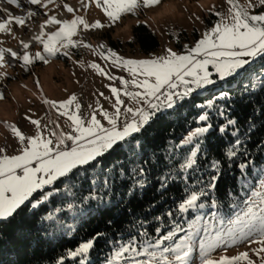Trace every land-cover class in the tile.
Returning <instances> with one entry per match:
<instances>
[{
    "label": "snow or ice",
    "instance_id": "1",
    "mask_svg": "<svg viewBox=\"0 0 264 264\" xmlns=\"http://www.w3.org/2000/svg\"><path fill=\"white\" fill-rule=\"evenodd\" d=\"M227 2L230 5L229 15L226 17L216 12L219 20L203 33L202 38L193 47H188L186 53H178L169 48L165 55L153 58L124 59L111 49H107L106 53L99 52V55L105 59L110 58L115 67H121L131 77L125 79L108 76L111 80L119 79L122 85V88L113 86L110 89L115 97L112 103L114 111L109 112L97 101V106L90 117H84L80 114V103L72 96L59 105L50 100L44 101L60 115L67 117L70 121V132L53 129L48 135L41 131L35 136H25L15 125H8L19 138L22 148L19 154L15 155H8L4 148H0V232L5 224H14L18 217H23L27 212H32L34 216L36 210L59 192L58 184L78 175L81 169L86 171L88 168H96L106 155L121 150L131 142L146 143L147 137L151 135L153 122L173 114L182 103L187 102L188 98L198 91L206 90L218 83H226L230 78L246 72L255 59H264V10L258 14H250L249 9L256 6L253 0H247L245 5H241L238 0ZM55 3L56 0L20 2L0 0V12L7 16L0 20L2 34L12 33L10 25L13 22L19 27H24L27 20L37 15L42 14L46 17L40 24V33L33 36L32 40L39 42L43 46V52L47 54V56L40 52L30 54V42L21 40L22 51L0 47V68L19 61L23 62V67H27L35 60L48 63V57H55L59 52L69 56L70 48L91 47L83 41H73L72 37L80 30L102 29L105 25L99 20L89 23L84 16L76 14V10L67 3H64L63 7L67 13L72 14L71 19L58 18L55 14L49 15V5ZM95 3L98 8L103 9L111 26L123 13H134L137 8H154L160 6L163 0H95ZM256 3L264 6V0H256ZM4 4L15 5L18 9L22 4H27L36 6V9H27L26 16L22 18L19 15L13 16L4 8ZM209 66L214 69L216 78ZM91 67L100 71L102 75H108L99 65L93 64ZM129 86L134 90L130 91ZM228 95L226 91H221L219 98L226 100ZM122 96L130 98L136 106H126ZM0 99H3L2 93ZM214 104L215 102L210 100L207 104L197 105L202 111L198 120L203 123L190 130L180 141L181 144L193 145L195 140L194 147L190 149L191 155L179 166L183 172H187L188 169L197 171L199 168L198 153L202 155L206 151L207 138L214 130L208 111L214 108ZM217 111L220 116L226 114L225 110ZM97 114L101 119L97 118ZM102 120L106 121L107 125L102 123ZM31 123L37 129L40 128L39 120H31ZM230 127L231 134L236 136V140L227 151L229 159L236 157L242 147L237 135L238 121L228 117L222 126L215 129L223 134ZM254 127V124L249 123L248 131ZM141 147H144V144H141ZM246 166L243 163L239 165L241 169ZM210 167L215 169V173L208 174L206 184L197 180V183L201 184L198 190H191L187 184L185 185L186 195L177 206L180 213H188L190 209L218 208L216 200H211L210 204L198 203L202 197H209L210 191L217 188L221 172L220 161L213 159ZM132 171L134 175L138 173L142 178L137 179L126 193L130 198L137 192L142 193L148 182L142 167L137 166ZM170 179L175 180L176 177L161 176L160 188L166 189ZM104 183L106 187L109 186L107 180ZM252 196L255 199L246 195L241 202L233 203V208H239L240 203L244 207L236 214L234 220L227 222L226 226L219 227L208 222L200 230L196 223L192 222L189 224L190 231L179 238L177 233L184 232V228L175 220L170 221L173 225L170 231L158 236L150 235L141 222L139 227L143 230H138V235L142 239L130 236L126 240L113 242V250L106 258L105 264H191L190 258L197 249L200 264H257L248 251H241L231 257L221 255L218 259L211 255L217 246H227L236 241H240L241 244L257 245L252 251L259 257V264H264V182L261 189L255 191ZM92 199L103 201V197L93 196ZM97 208L103 210L99 203ZM103 208H108V205L104 204ZM167 215L173 217L174 213L169 211ZM212 216L217 217V213L213 212ZM47 218L52 219L51 216ZM155 219L161 220V217L157 216ZM224 223L223 220H219L220 225ZM160 231V227L155 229L156 233ZM106 236L107 234L103 232L96 233L75 249L67 250L65 257L72 260L79 258L78 264H89V253L94 250L96 239ZM65 257H61L57 264H64Z\"/></svg>",
    "mask_w": 264,
    "mask_h": 264
},
{
    "label": "trees",
    "instance_id": "2",
    "mask_svg": "<svg viewBox=\"0 0 264 264\" xmlns=\"http://www.w3.org/2000/svg\"><path fill=\"white\" fill-rule=\"evenodd\" d=\"M133 29L134 39L142 51L150 52L159 46L157 34L147 25L140 23ZM253 72H256L255 80L260 82L256 89L245 84L252 81L248 76ZM221 91L229 94L226 100L219 98ZM210 100L215 102L214 108L208 110L214 130L207 138L206 151L202 155L198 153V170L183 172L179 166L191 155L195 140L193 145L181 144L180 141L190 130L202 125L203 122L198 120L202 111L197 105ZM217 109L225 110L226 114L220 116ZM228 117L238 121L237 135L242 143L237 156L231 159L227 158V151L236 140V136L231 134L232 128L223 134L215 130ZM249 123L255 125L251 131H248ZM150 131L146 143L131 142L106 155L96 168L81 169L78 175L58 184L59 192L36 210L34 216L27 212L14 224H5L0 232V264H57L67 250L75 249L98 232L107 236L96 239L94 250L89 253V264H105L113 250V242L130 236L142 239L138 235V230H143L139 227L141 222L152 236L170 230L172 220L185 222V216L177 208L186 195L185 185L198 190L201 184L197 180L206 184L208 174L215 173V169L210 167L213 159L221 164L217 188L199 202L210 204L211 200H216V210L225 220L235 215L244 205L240 203L239 208H233V203L241 202L246 195L250 197L264 176V59H255L246 72L226 83L197 92L170 116L156 119ZM241 163L247 166L241 169ZM137 166L145 170L148 182L142 193L137 192L130 198L126 193L137 179L142 178L138 173L133 174L132 170ZM161 176H175L176 179H170L168 187L161 189ZM105 180L109 182L107 187ZM93 196L103 197V201L92 199ZM98 203L103 210H98ZM69 204L80 208L74 218L79 220L76 229L71 235L51 236L54 222L49 221L46 215L59 208V216L70 218V209L66 208ZM104 204L108 208H103ZM169 211L174 213L173 217H168ZM187 214L190 217L194 212ZM157 216L161 220H156ZM157 227L161 228L160 233L155 232ZM78 260L65 257L64 264H78Z\"/></svg>",
    "mask_w": 264,
    "mask_h": 264
},
{
    "label": "rangeland",
    "instance_id": "3",
    "mask_svg": "<svg viewBox=\"0 0 264 264\" xmlns=\"http://www.w3.org/2000/svg\"><path fill=\"white\" fill-rule=\"evenodd\" d=\"M238 2L245 5L247 0H238ZM64 3L72 6L76 10V14L84 16L89 23L99 20L105 27L87 31L80 30L77 35L72 37L73 41H83L84 44L91 45V47L70 48L68 49L69 56H64L62 52H59L55 57H48V63L35 60L27 67H23V62L19 61L13 62L8 67L0 68V93L3 94V99H0V148H4L8 155L19 154L22 148L19 138L8 127L10 124L15 125L25 136H35L41 131L44 135H48L49 131L53 129L62 130L65 133L71 131L70 121L67 117L60 115L56 109L45 103V100L53 101L59 105V103L75 96L81 105L80 114L84 117H90L93 109L97 106V101L109 112L114 111L112 103H114L115 97L110 89L113 86L122 88V85L119 79L111 80L108 76L125 79H131V77L121 67H115L110 58L105 59L99 55V52L106 53L107 49H111L124 59L153 58L165 55L169 48L178 53H186L187 48L193 47L202 38L203 33L219 20L215 13L219 12L227 17L230 8L227 0H163L160 6L154 8H137L134 13H123L115 24L109 26L110 22L107 16L102 8L96 6L95 0H56L55 4L49 5V15L55 14L58 18L71 19L72 14L67 13L64 9ZM253 3L256 6L249 9L250 14H258L264 10V6L257 4L256 0H253ZM31 6L23 4L19 9L10 10V5L4 4V8H7L13 16L19 15L22 18L26 16L27 9H36V6ZM20 9L22 10L20 11ZM4 18H7L6 14L0 12V20ZM45 19L44 15H37L27 20L24 27H19L13 22L10 25L11 34L0 33V42H2L0 47L12 49L17 47L22 39L28 38L33 31L40 28V24ZM140 23L147 25L159 39V46L150 52L142 51L139 43L134 39L133 28ZM54 30L46 29V31ZM29 52L33 55L40 52L47 56L39 42H36ZM93 64L99 65L100 69L108 75H102L100 71L91 67ZM209 67L216 78L214 69ZM255 75L256 72L249 73L248 78L250 77L252 81L249 80L245 83L251 85L253 89H256L260 83L255 80ZM129 90L134 89L129 86ZM100 93L104 95L101 96ZM105 97L110 99H105ZM121 98L124 99L126 106H136L130 98L126 96ZM97 118L101 119L99 114H97ZM31 120H39L40 128L37 129ZM102 123L107 125L106 121L102 120ZM262 182H264V176L256 185L253 193L261 189ZM252 194L250 197L255 199ZM198 203L200 202L198 201ZM66 208L70 209V218L59 216V208L46 215L47 217L51 216L52 219L48 220L54 222L50 230V235L53 237L63 234L71 235L79 223V220L74 218L78 216L80 208L77 209L72 204ZM190 211L194 212L192 216L189 217L187 213H183L185 222H178L184 228V232L177 233V238L190 231L189 224L192 222H195L200 230L208 222L224 227L229 220H234L238 213L236 212L231 218L225 220L216 208L206 207L203 210L190 209ZM213 212L217 213V217L212 216ZM219 220H223L224 225H220ZM255 247L257 245L252 243L241 244L240 241H236L227 246H217L211 255L214 259H218L221 255L231 257L237 255L240 250H248L250 257L259 264V257L252 251ZM197 254H199L198 249L190 258L191 264H200L199 257H196Z\"/></svg>",
    "mask_w": 264,
    "mask_h": 264
},
{
    "label": "bare ground",
    "instance_id": "4",
    "mask_svg": "<svg viewBox=\"0 0 264 264\" xmlns=\"http://www.w3.org/2000/svg\"><path fill=\"white\" fill-rule=\"evenodd\" d=\"M18 2H20V1H18ZM23 5V4H22ZM29 6V5H28ZM33 6V5H32ZM31 6V7H32ZM72 7V6H71ZM10 10H13V9H18V8H16V6L15 5H10ZM25 8V7H24ZM22 9H20V11H21ZM23 12H24V10H23ZM22 12V13H23ZM25 16V15H24ZM40 31H41V29L40 28H38L36 31H33L30 35H29V37L28 38H24V39H22V40H24L25 42H30V44H31V47L32 46H34L35 44H36V42L37 41H34V40H32V37L33 36H35V35H37V34H39L40 33ZM45 31H46V29H45ZM30 47V48H31ZM13 50H16V51H22V47H21V44H19L17 47H13Z\"/></svg>",
    "mask_w": 264,
    "mask_h": 264
}]
</instances>
